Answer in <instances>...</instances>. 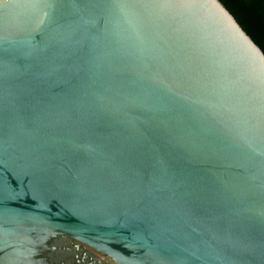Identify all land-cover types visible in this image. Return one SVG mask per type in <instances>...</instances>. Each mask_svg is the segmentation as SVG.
I'll return each mask as SVG.
<instances>
[{"label": "water", "instance_id": "water-1", "mask_svg": "<svg viewBox=\"0 0 264 264\" xmlns=\"http://www.w3.org/2000/svg\"><path fill=\"white\" fill-rule=\"evenodd\" d=\"M0 264H264V53L220 0H0Z\"/></svg>", "mask_w": 264, "mask_h": 264}, {"label": "trees", "instance_id": "trees-1", "mask_svg": "<svg viewBox=\"0 0 264 264\" xmlns=\"http://www.w3.org/2000/svg\"><path fill=\"white\" fill-rule=\"evenodd\" d=\"M264 53V0H220Z\"/></svg>", "mask_w": 264, "mask_h": 264}]
</instances>
